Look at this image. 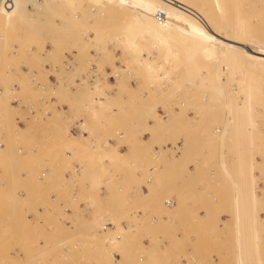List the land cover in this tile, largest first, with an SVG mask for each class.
Segmentation results:
<instances>
[{
  "label": "rangeland",
  "instance_id": "rangeland-1",
  "mask_svg": "<svg viewBox=\"0 0 264 264\" xmlns=\"http://www.w3.org/2000/svg\"><path fill=\"white\" fill-rule=\"evenodd\" d=\"M13 2L20 5L9 8L0 0V219L10 212L22 217L8 227L11 232L23 229L12 235L20 240L23 258L12 253L16 245L5 246L0 231V264H116L113 252L122 254L118 264H257L258 258L264 264V98L254 99L260 117L251 152L247 146L251 136L234 129L238 120L233 102L203 81L226 64L187 33L164 25L143 7L115 0H71L70 5L58 0ZM248 4L264 9L261 1ZM242 12L252 15L251 6ZM225 13L222 17L228 21L237 15L233 10ZM263 16L250 17L256 29H263ZM108 33L150 44L159 64H163L159 52L166 50L159 39L170 37L169 46L177 49L176 70L166 64L161 81L145 75L123 52V42L102 41ZM157 44L162 46L158 50L153 48ZM262 67L235 65L229 71L264 89ZM87 73L93 83L81 79ZM110 74L118 76L114 80ZM15 93L19 105L13 103ZM180 102L185 103L183 108ZM77 121L83 122L86 137L71 131ZM120 145L134 156L128 159ZM251 161L260 201L261 247L259 255L249 248L245 256L248 231L238 230L236 223L253 214V207L245 208L242 201L247 189L254 188L247 168ZM74 162L80 163L82 175ZM189 165L194 166L196 179L181 194L173 189L158 191L162 174L173 187L178 179L192 176ZM139 170L141 178L136 175ZM89 174L90 188L79 201L93 208L92 218H86L76 202L75 217L63 207L51 224L28 219L31 212H38L40 188L24 199L19 196L22 187L67 182L70 177L84 188ZM102 174L111 176L106 188L113 208L103 206ZM142 185L149 189L145 203L154 210L139 218L137 211L143 208L125 210L123 202L133 193L143 197ZM167 200L172 206L166 205ZM124 218L130 221L127 231L121 224ZM108 221L116 227L104 232L102 226ZM3 226L0 220V229ZM47 227L52 229L46 236L37 232Z\"/></svg>",
  "mask_w": 264,
  "mask_h": 264
},
{
  "label": "bare ground",
  "instance_id": "bare-ground-1",
  "mask_svg": "<svg viewBox=\"0 0 264 264\" xmlns=\"http://www.w3.org/2000/svg\"><path fill=\"white\" fill-rule=\"evenodd\" d=\"M58 1L59 2L62 1L63 3L69 1L68 5L73 3L71 2V0H67V1L58 0ZM115 1L117 3H124L129 6L131 5L134 7H138V9H141L140 7H143L144 9H146L143 11H147L146 13H148V15H150L151 17L158 19L164 25H168L169 27H174V29L180 30L182 31V33H187V35H189V37H191L193 40L207 46L208 50L211 49L212 52L214 51L213 53H215L214 55L216 57V58L214 57V59L223 60V62L227 66L224 65L225 67L221 68V70L216 71L215 73L213 72L212 74H210L209 76L210 78L208 77L209 79L203 81L208 80V83H210L211 85L210 87L211 91H212V86L215 87L213 88L214 91H216V88H219L220 91L224 92V95L228 96L227 99L228 98L230 99V100L228 99V101L233 102L235 108L233 107L231 108L235 110L236 113L235 116H237L236 119L238 120L237 122H235L237 123L236 124L237 126L234 127V129L236 128L235 130H237V132L239 131V129L242 130L244 132L243 134L246 137L251 136V139L248 140L247 146L249 145L248 147L251 148V152H252L254 150V145L256 143L255 141L256 138L254 136L256 130V124L258 118L260 117L258 115L257 107L254 104V99H257L258 102H261V100H263L264 98V89L263 86L261 87L258 84V82H253L251 80H243L241 77L232 74L231 71H229V69L232 70L233 66L235 65H241V66L261 65L264 67V27L262 30L256 29V25L254 24L255 22L253 23V21L250 20V17L252 19V17L254 16L256 17L258 15H264V9L258 10V7L255 6L254 4L249 5L248 2L250 0H115ZM259 1L264 2V0H256V2ZM3 2L7 6H9V8L15 6L18 7V5H20V3L15 4L13 0H3ZM230 3H233L232 9ZM249 6H251L252 8V15L246 16L243 14L242 9ZM227 10H231V11L233 10L237 12L236 17L231 21L225 20V16L222 17L223 13H225V11ZM75 24L76 22H73V25ZM67 35L68 37H72V35H75V33L73 32L71 36L69 34ZM103 38L104 40L102 41L106 40L107 42H114L117 40L118 42L119 40L121 44L123 42L124 45V48L122 47L124 50L123 52L129 53V55H131V60L136 64H138L139 67L143 69L145 75H148L151 78H156L157 80L161 81L164 78L162 75L163 72L161 73V71L164 70L166 64H170L174 66L173 68L175 70L177 68V65H175L176 61L173 60V58L177 56V52H176L177 49L176 48L174 49V47L169 46L170 37L161 36V38L159 39L160 43H164L166 45V50H164L163 53L159 52L160 53L159 57L163 60V64H159L157 62V59L155 57H152L151 52L149 50V48H151L150 44L148 43L142 44V42L135 39V37L122 36L117 33H108ZM213 44L216 46H213ZM157 45L153 46V48H155L156 50L162 47L161 45H158L159 47ZM87 46L89 47V45ZM106 50H108V48ZM262 70H264V68ZM113 76L114 78H112ZM116 76L118 75L110 74L109 78L115 80ZM81 79L85 82L93 83L92 75L89 73L83 74ZM81 79H79V82ZM201 81L202 79L200 80V83L204 85V82ZM174 82L175 84L174 83L172 84L175 87L177 86L178 82L177 81ZM35 83L39 88L46 90L45 87L39 86L41 83L36 82V79H35ZM51 83L53 84L52 81ZM207 85L210 86L209 84ZM220 91L218 92L216 91V92L218 94H221L219 93ZM167 94L169 95V92ZM14 95L20 100L18 94L15 93ZM214 98L216 99V97ZM214 98H212V100ZM217 99L218 100L220 99L219 96H217ZM182 104L183 102L182 103L180 102L181 108H183L185 103L183 106ZM171 111L177 113L175 107H172ZM263 114L264 113H262V115ZM166 119H168V117ZM234 133H236V131ZM258 137H262V135L259 134ZM249 165L250 168L249 166L247 167L248 171L250 169L249 178L253 182L254 188L252 190L247 189L246 192L247 195L242 201L245 208L251 206L253 207V214H250L251 212H249L247 214L246 221H244L242 217V222L239 224V220L241 219L240 218L237 221L238 223L236 224H238L237 227L238 230L241 229L244 232L248 231L247 234L248 239L246 238L247 239L246 240L244 238L245 239L244 241H247V245H246L247 247L245 246L244 243V247H245V251H243L245 252L244 255L249 252V248L255 251L257 255H259V251L261 247L260 245L261 236L259 230H260V223L262 222L260 217L261 215H259L260 213L258 210L260 206V201L254 182L255 180L254 163L251 161L249 162ZM243 170L244 171L247 170L246 164ZM45 176L46 174L43 173L42 177ZM40 179L44 180V178H40ZM166 204L168 206H172L171 201H167ZM239 207H241V205ZM68 211L69 208H66L65 213H67ZM113 226H114L113 224L106 223L102 226V230L104 232H108V230L112 229ZM239 234L240 233L238 232V235ZM238 249L240 248L238 247ZM240 253H241V249L239 254ZM111 256L113 259H116L118 254L117 252H113ZM240 256L242 257V255ZM241 257L239 258L240 261L243 259V258L241 259ZM239 263L243 264L242 262ZM257 264H263L260 258L257 259Z\"/></svg>",
  "mask_w": 264,
  "mask_h": 264
},
{
  "label": "crops",
  "instance_id": "crops-1",
  "mask_svg": "<svg viewBox=\"0 0 264 264\" xmlns=\"http://www.w3.org/2000/svg\"><path fill=\"white\" fill-rule=\"evenodd\" d=\"M83 129H84V126H83ZM80 135L85 136L84 134H80ZM146 141H148V140H146ZM116 142H117L116 140H112L111 143L113 145L114 143L116 144ZM120 147L123 148V151H125L124 153H127L128 159H131L134 156V153H132V152L128 154V151L124 145H120ZM120 153H122V152L120 151ZM73 165H74V167H76V168L79 167L81 169V165L79 162H74ZM150 170L153 171V168H151ZM187 170L192 172V176L178 179L176 184H174L173 187H170L167 185L166 182L168 180V177H165L164 174H162L163 177L161 180H159V183H158V185H159L158 191H160V189L164 188L162 193H167L169 190L173 189L175 194H181V192L184 191L185 188L189 187V185H191V183H193L196 179L195 178L196 177V171H195L194 166L189 165ZM184 171H185V169H184ZM82 173L83 172L81 169L80 175H82ZM112 173H113L112 170H110V172H108L109 175H111ZM102 175L103 176L101 178V181L103 184V188H102L103 190H102L101 195H102L103 206H104V208H107V207L111 208L112 207V205H110L111 204L110 203L111 198L109 197V192H107V188H106V186L111 182V176H109V178H106L104 176V174H102ZM136 175H137V177L141 178L142 177L141 176V170H139V172H137ZM86 179H87V181L85 182L86 184H84V188H82L80 182L75 181L74 179H72L70 177H67V180H68L67 182L63 181V182L57 183V184L56 183H51V184L46 183L45 185L44 184L40 185L39 183L36 182L33 185H26V186L22 187V191H20L19 196H21L24 199L26 198V193L32 194V192H34L36 189L40 188L39 189L40 191H38L39 201L36 205L38 207V208L36 207L38 209V212H31L28 219L35 220L38 224H41V225L51 224V223L55 222V220H56V217L58 214L57 210L59 208L61 209L63 207H69V211L67 212L68 215L71 217H75L76 212L73 209V206L76 204V202H80L79 201L80 200L79 199L80 194H84L83 193L84 190L89 189L90 185H91V182H90L91 181V175L90 174L86 177ZM88 180H90V181H88ZM137 187H138L137 184L133 185L134 191H136ZM141 188L143 191H145V195L143 197H142V195L137 196L133 193V194H130L131 196L129 198H127L126 201L123 202V204H124L123 206H124L125 210L128 208H130V209L131 208H143V210L140 209L137 211L139 213V216H140L139 218L149 216L154 210V208L151 206V204H149L150 202L145 203L146 200L148 199V195H149L148 194L149 193L148 187L146 185H142ZM48 191H49V197L47 196ZM191 193L192 194L194 193L193 189L191 190ZM167 201H171V200H167ZM188 202H190V201H188ZM20 204H23V203H20ZM79 206L83 211H85L84 213H85L86 218H92L93 217V214H92L94 212L93 208H87V205L84 201H81L79 203ZM96 209H98V208L95 207V211H96ZM127 211L125 213H127ZM125 213H124V215H127ZM0 220H3V222H4V226H3V228L0 229V231L2 232L1 236H5V237H3V241L6 244L5 246L11 247V246L16 245L15 250L12 253L20 254L21 258H23L22 247L20 244H17V243H19L20 240L19 239L14 240L12 238V235H14V234L19 235L21 233V230H23V229L17 228L11 232L10 227H8L9 223L17 224V223L21 222L22 217L19 214L15 215V214H12L10 212L9 214L2 216V218ZM107 223L113 224L114 226L112 229H115L116 226H115L113 221H108ZM121 224H122L123 229L125 231H127L129 226H130V221H128L127 219L124 218L122 220ZM132 227L134 228V224H132ZM50 229H52V228L47 227L46 230H42V231L38 230L37 232L38 233L41 232L40 233L41 236H43V235L46 236L49 233V231H51ZM132 235H133V233H131V238L133 239ZM127 245L128 244H126V246ZM145 246L147 248L149 246V243L147 240L145 241ZM171 248H173V250H174L173 245H171ZM148 250L149 249H147V251H145L147 253V255L149 254ZM157 252L158 251H156V253ZM117 254H118V256L115 259L116 264L121 263V260H123L122 254L119 252H117ZM150 254H152V252H150ZM127 262H128V260L125 263H127Z\"/></svg>",
  "mask_w": 264,
  "mask_h": 264
},
{
  "label": "built area",
  "instance_id": "built-area-1",
  "mask_svg": "<svg viewBox=\"0 0 264 264\" xmlns=\"http://www.w3.org/2000/svg\"><path fill=\"white\" fill-rule=\"evenodd\" d=\"M50 77L53 78L54 81H56V79L52 75H50ZM99 78H100V76H99ZM112 78H114V76ZM34 82H35V80H34ZM39 86H41V85H39ZM13 103L16 104V105H19L21 103V100H19L18 98H15ZM17 119H18V123L19 124H23V121L20 118H17ZM71 131L73 133H75V134H84V135H86V132L83 129V123L81 121H78L74 126H72Z\"/></svg>",
  "mask_w": 264,
  "mask_h": 264
}]
</instances>
